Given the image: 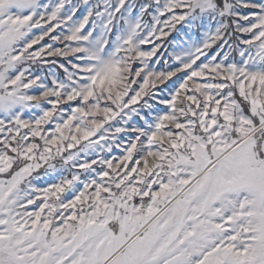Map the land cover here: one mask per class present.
<instances>
[{
	"label": "snow or ice",
	"instance_id": "obj_1",
	"mask_svg": "<svg viewBox=\"0 0 264 264\" xmlns=\"http://www.w3.org/2000/svg\"><path fill=\"white\" fill-rule=\"evenodd\" d=\"M0 264H264V0H0Z\"/></svg>",
	"mask_w": 264,
	"mask_h": 264
}]
</instances>
